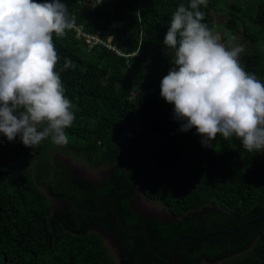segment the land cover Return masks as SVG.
Segmentation results:
<instances>
[{
    "label": "trees",
    "instance_id": "1",
    "mask_svg": "<svg viewBox=\"0 0 264 264\" xmlns=\"http://www.w3.org/2000/svg\"><path fill=\"white\" fill-rule=\"evenodd\" d=\"M62 2L75 25L63 37L53 33L55 71L75 119L65 130V146L46 138L30 148L19 134L9 141L0 133V264H117L101 236L88 232L92 226L107 229L112 219L107 225L104 218L90 220L71 200L77 191L70 186L94 187L52 162L53 151L94 169L117 165L116 185L121 175L131 193L136 183L147 199L177 216L170 227L158 223V231L173 233L162 238L163 247L175 248L179 238L180 248L188 240L211 242L190 247L193 264H264V221L249 225L264 215V150L248 152L237 137L220 135L203 146L195 126L180 131L174 105L160 95L174 55L163 37L176 7L189 0ZM200 10L212 31L221 15L227 38L247 39L250 48L240 62L264 82V0H207ZM76 28L99 35L110 49H90ZM66 58L73 67L61 71ZM51 198L66 208L55 209Z\"/></svg>",
    "mask_w": 264,
    "mask_h": 264
},
{
    "label": "clouds",
    "instance_id": "2",
    "mask_svg": "<svg viewBox=\"0 0 264 264\" xmlns=\"http://www.w3.org/2000/svg\"><path fill=\"white\" fill-rule=\"evenodd\" d=\"M202 5L207 0H189L171 15L163 44L174 52L173 66L161 80L160 95L174 105L180 131L195 126L203 146L218 135L235 136L248 152H260L264 82L242 66L244 45L226 47L202 22ZM74 25L62 0H0V133L9 141L19 134L30 148L46 138L69 143L65 130L75 114L55 71L53 33L63 37ZM72 67L66 58L61 71Z\"/></svg>",
    "mask_w": 264,
    "mask_h": 264
},
{
    "label": "flooded vegetation",
    "instance_id": "3",
    "mask_svg": "<svg viewBox=\"0 0 264 264\" xmlns=\"http://www.w3.org/2000/svg\"><path fill=\"white\" fill-rule=\"evenodd\" d=\"M51 158L52 162L62 164L67 173L71 175L70 177L76 178V180L80 178L94 187L93 190H88L78 185L70 186L69 190L77 191L72 195L71 200L80 213L83 211L89 213L90 220L104 218L107 225V219H112V223L107 229L92 226L88 229V232L101 236L117 264H193L194 257L187 253L190 252V247L211 244V242L204 244L203 240H195L198 242L188 240L183 241L184 247L180 248L181 238H179L175 248L163 247L162 238L167 239L173 233L158 231V223L161 222L170 227L177 220L174 219L168 208L160 203L164 210L159 214L152 213L146 207H143L141 205L143 199L148 204L158 202L147 199L138 189L136 183H134V191L131 193V186L123 181L122 176L119 175L121 183L116 185L114 174L118 168L117 165L94 169L76 157L60 151H53ZM75 166L79 169L82 168L80 169L82 172L74 169ZM90 169L98 171V176L85 172ZM131 180L134 181L133 177H131ZM53 204L55 209L61 206L64 209L66 208V204L58 198L53 199ZM76 212L74 211V214ZM143 218L146 221L155 222V224L145 223L142 220ZM76 220L83 224L86 219L84 217L80 220L77 217ZM199 235L204 236L203 233H199ZM182 238L186 239L188 237ZM141 240L144 247H138ZM158 240H160V243ZM126 241H129V244H126ZM157 244H160L161 248H158ZM251 246V244L248 245V248ZM198 264L211 263L201 260Z\"/></svg>",
    "mask_w": 264,
    "mask_h": 264
},
{
    "label": "rangeland",
    "instance_id": "4",
    "mask_svg": "<svg viewBox=\"0 0 264 264\" xmlns=\"http://www.w3.org/2000/svg\"><path fill=\"white\" fill-rule=\"evenodd\" d=\"M224 22H225V17L224 16L216 15V25H217V27L212 32H213V34L215 36H217L219 42L225 44L226 47H230L233 43H239V44L244 45V51L239 56V60H241L242 55L249 50L250 44H249V42L247 41L246 38H244L243 36H240V35L239 36H235V37L227 38V32H225L224 30L222 31ZM223 37L226 38L225 41L223 40ZM110 40H109V42H110ZM74 169L82 172V170H80L82 168L79 169V168H77L75 166ZM83 171H85V170H83ZM85 172H87L90 175H95V176H98V174H99L98 171H93L91 169L90 170H86ZM141 205L143 207H146L152 213H156V214H159V213H161L164 210V208H162L163 206L161 207L159 203L148 204V202H146V200H144V199L142 200Z\"/></svg>",
    "mask_w": 264,
    "mask_h": 264
},
{
    "label": "built area",
    "instance_id": "5",
    "mask_svg": "<svg viewBox=\"0 0 264 264\" xmlns=\"http://www.w3.org/2000/svg\"><path fill=\"white\" fill-rule=\"evenodd\" d=\"M76 31L78 32V37L84 38L86 43L89 45L90 49H93L97 45L105 46L106 48L110 49L109 46L105 45L101 39L99 38V35H92L83 33L81 29L76 28Z\"/></svg>",
    "mask_w": 264,
    "mask_h": 264
},
{
    "label": "water",
    "instance_id": "6",
    "mask_svg": "<svg viewBox=\"0 0 264 264\" xmlns=\"http://www.w3.org/2000/svg\"><path fill=\"white\" fill-rule=\"evenodd\" d=\"M78 179H79V180H82V179H80V178H78ZM205 211H212V212H215V213H218V214H222L221 211H219V210L216 209V208H207V209H205ZM172 215H173V217H174L175 220L178 219L176 215H174V214H172ZM197 215H198V212L195 213V214H193V216H197ZM189 216H190V214H189ZM262 221H264V215L261 216L260 218L256 219L255 221L250 222L249 225H250V226H255V225L259 224V223L262 222Z\"/></svg>",
    "mask_w": 264,
    "mask_h": 264
}]
</instances>
